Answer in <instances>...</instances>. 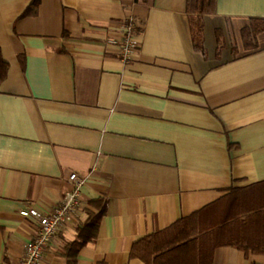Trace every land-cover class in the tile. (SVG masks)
Here are the masks:
<instances>
[{"label":"crops","instance_id":"obj_1","mask_svg":"<svg viewBox=\"0 0 264 264\" xmlns=\"http://www.w3.org/2000/svg\"><path fill=\"white\" fill-rule=\"evenodd\" d=\"M0 0V264H21L38 225L85 179L81 206L47 246L61 253L93 201L107 206L74 264H145L135 241L264 181V0H217L193 47L186 0ZM134 20L139 47L122 61L111 43ZM225 45L218 53L216 31ZM213 264H264V254L216 249Z\"/></svg>","mask_w":264,"mask_h":264},{"label":"trees","instance_id":"obj_2","mask_svg":"<svg viewBox=\"0 0 264 264\" xmlns=\"http://www.w3.org/2000/svg\"><path fill=\"white\" fill-rule=\"evenodd\" d=\"M40 0H32L24 14H36ZM193 47L205 53L203 44L205 15L217 11V0H186ZM264 30V21L254 20L243 29L247 46L251 35ZM218 53L225 45L221 30L216 31ZM9 64L0 48V87L7 78ZM96 211L89 210L86 220L77 225V239L61 253L74 264L77 250L94 241L106 212L105 199L93 201ZM221 246L264 254V181L245 187H233L216 202L179 218L170 226L135 241L130 252L145 264H213Z\"/></svg>","mask_w":264,"mask_h":264},{"label":"built area","instance_id":"obj_3","mask_svg":"<svg viewBox=\"0 0 264 264\" xmlns=\"http://www.w3.org/2000/svg\"><path fill=\"white\" fill-rule=\"evenodd\" d=\"M136 30L137 24L130 19L123 24L118 38L111 37L109 40L111 43L119 44L120 57L125 63L132 60L139 47V42L134 36ZM70 179L74 182L73 188L51 212L45 213L36 207H27L20 211L21 216L35 221L38 225L33 238L25 244L21 264H43L47 246L81 206V187L85 179L75 172L70 174Z\"/></svg>","mask_w":264,"mask_h":264}]
</instances>
